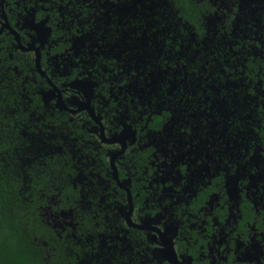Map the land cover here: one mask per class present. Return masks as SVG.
I'll return each instance as SVG.
<instances>
[{
	"label": "flooded vegetation",
	"instance_id": "obj_1",
	"mask_svg": "<svg viewBox=\"0 0 264 264\" xmlns=\"http://www.w3.org/2000/svg\"><path fill=\"white\" fill-rule=\"evenodd\" d=\"M0 81L70 263L264 264V0H0Z\"/></svg>",
	"mask_w": 264,
	"mask_h": 264
},
{
	"label": "trees",
	"instance_id": "obj_2",
	"mask_svg": "<svg viewBox=\"0 0 264 264\" xmlns=\"http://www.w3.org/2000/svg\"><path fill=\"white\" fill-rule=\"evenodd\" d=\"M14 100L11 88L0 81V264H72L67 243L40 221L38 190L58 180L38 160H27L29 144L10 113ZM57 168L52 165V172Z\"/></svg>",
	"mask_w": 264,
	"mask_h": 264
}]
</instances>
